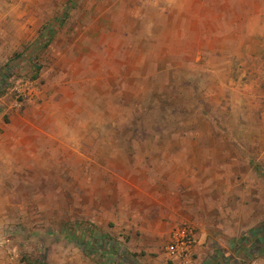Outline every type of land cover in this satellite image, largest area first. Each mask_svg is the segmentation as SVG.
<instances>
[{
	"label": "rangeland",
	"instance_id": "rangeland-1",
	"mask_svg": "<svg viewBox=\"0 0 264 264\" xmlns=\"http://www.w3.org/2000/svg\"><path fill=\"white\" fill-rule=\"evenodd\" d=\"M254 255L264 0H0V264Z\"/></svg>",
	"mask_w": 264,
	"mask_h": 264
},
{
	"label": "built area",
	"instance_id": "built-area-1",
	"mask_svg": "<svg viewBox=\"0 0 264 264\" xmlns=\"http://www.w3.org/2000/svg\"><path fill=\"white\" fill-rule=\"evenodd\" d=\"M169 253L172 255L178 254V247L177 245H171L169 247ZM234 264H264V257L254 255L250 257L245 256H238L233 258Z\"/></svg>",
	"mask_w": 264,
	"mask_h": 264
},
{
	"label": "water",
	"instance_id": "water-1",
	"mask_svg": "<svg viewBox=\"0 0 264 264\" xmlns=\"http://www.w3.org/2000/svg\"><path fill=\"white\" fill-rule=\"evenodd\" d=\"M216 264H222V263L219 262V263H216Z\"/></svg>",
	"mask_w": 264,
	"mask_h": 264
},
{
	"label": "crops",
	"instance_id": "crops-1",
	"mask_svg": "<svg viewBox=\"0 0 264 264\" xmlns=\"http://www.w3.org/2000/svg\"><path fill=\"white\" fill-rule=\"evenodd\" d=\"M238 257V256H237ZM233 258H235V257H233Z\"/></svg>",
	"mask_w": 264,
	"mask_h": 264
}]
</instances>
